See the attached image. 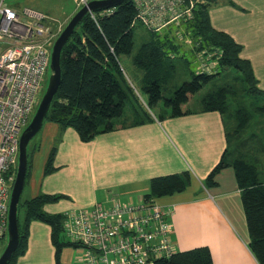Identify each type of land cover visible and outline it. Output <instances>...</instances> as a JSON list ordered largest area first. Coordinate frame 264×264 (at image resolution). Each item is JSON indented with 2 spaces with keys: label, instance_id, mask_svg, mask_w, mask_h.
I'll return each instance as SVG.
<instances>
[{
  "label": "crops",
  "instance_id": "obj_1",
  "mask_svg": "<svg viewBox=\"0 0 264 264\" xmlns=\"http://www.w3.org/2000/svg\"><path fill=\"white\" fill-rule=\"evenodd\" d=\"M74 10L73 4L69 14ZM209 21L213 29L226 33L241 47L239 56L250 63L256 87L264 93V0H212ZM166 28L159 32L161 38L168 36ZM186 38L179 41L192 52ZM133 67L142 78V71ZM197 107L180 117H170L161 108L151 114L152 121L138 125L132 124V116L124 118L123 127L86 143L72 128L44 122L30 147L25 200L62 195L65 198L43 207L48 214L62 215L96 204L108 207L113 201L141 205L151 179L188 172L190 181L182 192L153 199L170 212L169 236L175 252L206 247L213 264H258L248 248L250 239L233 169L219 170L213 177L214 186L204 184L227 147L226 130L218 112H202ZM51 152L55 169L45 175ZM79 254L80 249L65 247L59 264H79ZM15 264H55L47 224L30 222L25 253Z\"/></svg>",
  "mask_w": 264,
  "mask_h": 264
},
{
  "label": "trees",
  "instance_id": "obj_2",
  "mask_svg": "<svg viewBox=\"0 0 264 264\" xmlns=\"http://www.w3.org/2000/svg\"><path fill=\"white\" fill-rule=\"evenodd\" d=\"M211 4L212 0L197 1L192 18L181 22L177 32H169L164 38L159 36L160 31H149L138 21L134 22L136 9L131 0L123 1L107 14L94 12L95 19L89 14L85 15L62 47L60 83L44 122L57 124L61 129L72 128L79 139L86 143L99 134L124 126L121 118L127 101L130 102L132 124L138 125L153 120L152 112L148 108L155 107L160 102L170 117L192 113L188 102L195 94L203 91L198 99L197 109L202 112L215 111L222 116L227 142L221 159L208 174L204 184L214 186L213 177L219 170L226 167L233 169L250 239L248 248L257 263L264 264V180L259 178L260 172L255 159L250 160L248 157L250 152H239L243 143L251 136L250 134L243 138V132L250 127L255 113L264 112V106L255 107L253 110L237 102L235 106H231V101L238 96L264 97V93L256 87L250 63L240 58L241 47L226 33L211 27L209 21ZM136 23L147 30L149 38L140 43L133 53V28ZM183 36L191 43L192 54L197 58L198 66L201 61L198 56L203 54L205 57V53H211L210 60L215 61V67L210 71L192 72L190 80L183 82L170 97L164 98L161 94V83L164 84L170 72L176 68L170 59H174L173 53L179 58L185 56V51H181L185 49V45L179 41ZM130 55L133 65L143 74L140 88L147 96L146 107L139 102L119 62L121 56ZM228 69L234 70L237 74L232 78L241 83L240 88L236 87L238 84L221 85L215 82L222 71ZM156 117L161 119L162 115ZM228 120L232 123L229 124ZM30 156L28 145L24 184L30 175ZM53 159L54 153L51 152L45 164V175L54 171ZM189 181L188 172L153 178L143 204L150 206L155 203L153 199L182 192ZM62 198L65 197L38 195L25 201H21L20 198L18 209L20 207L24 209V221L21 226L18 222V244L6 264H15L17 258L25 253L28 226L31 221H39L50 227L51 242L55 248V264L60 263L63 248L79 247L65 238L62 228L63 215L48 214L43 210L45 204ZM4 247L5 243L2 251ZM153 264H213V262L209 249L198 247L176 252L169 258L156 259Z\"/></svg>",
  "mask_w": 264,
  "mask_h": 264
},
{
  "label": "built area",
  "instance_id": "obj_3",
  "mask_svg": "<svg viewBox=\"0 0 264 264\" xmlns=\"http://www.w3.org/2000/svg\"><path fill=\"white\" fill-rule=\"evenodd\" d=\"M75 11L92 0H72ZM134 22L159 32L193 16L199 0H131ZM110 9L100 11L107 14ZM95 19V14L90 13ZM133 22V23H134ZM62 25L42 11L14 9L0 1V248L7 236L8 203L17 165L18 142L41 98L52 45ZM188 42V41H186ZM205 53V52H203ZM220 53V52H219ZM198 56L199 71H210L211 53ZM65 238L79 245V264H153L175 252L169 236L170 212L113 201L63 214Z\"/></svg>",
  "mask_w": 264,
  "mask_h": 264
},
{
  "label": "rangeland",
  "instance_id": "obj_4",
  "mask_svg": "<svg viewBox=\"0 0 264 264\" xmlns=\"http://www.w3.org/2000/svg\"><path fill=\"white\" fill-rule=\"evenodd\" d=\"M1 1V0H0ZM4 5L9 6L14 9H21V8H32L37 9L39 11L45 12L49 15H51L52 18H55V20H58L59 24L64 27L70 17L73 15L69 14L71 10H73V2L72 0H2ZM201 1V0H200ZM179 26H177L176 23H171L167 26L165 30L167 32L175 33L177 32ZM163 32H166V31ZM149 34L147 30L140 25L139 23H136V25L133 28V53L136 52L138 46L140 43L148 40ZM183 43V42H182ZM185 52L184 58H179L177 55L174 54V59H170L173 64L176 65V68L174 71L170 72V76L167 78V81L162 84L161 83V94L164 98H168L172 95V92L178 88L183 82L190 80L192 72H196L197 68V61L195 56L192 54V52L186 51L185 49H182ZM132 55L130 56H121L119 58V62L122 66L123 74L126 77V79L132 83V86L139 98V102L141 105L146 107L147 102V96L142 91V89L139 86V80L141 78V72L135 70V68L132 65ZM184 59V60H183ZM237 74L234 70L228 69L226 71H222L221 76L215 80L217 84H238L236 87L240 88L241 83L239 81H235L232 77H235ZM49 76V71L47 73V77ZM47 80L45 83L44 88L46 87ZM203 91L198 92L193 96V98L188 102L189 108L198 106V99L202 96ZM241 94V93H240ZM235 102H237L239 105H245L249 107V109L253 110V108L258 106H264V97H256V96H245L242 98L241 96H238L235 100L231 101V106H235ZM130 102L127 101L124 110H123V120L124 118H130ZM148 108V107H147ZM163 109V104L160 102L157 107H151L148 108L150 112L153 114L159 111L160 109ZM254 114L255 112L252 111ZM128 120V119H127ZM229 124L232 123V121H227ZM40 133H37L36 136L31 140L29 143V147L33 145ZM249 139L247 142L243 143L241 146V150L239 149L240 153L250 152L249 156L250 160L255 159L257 167L259 168V178L261 180H264V112L262 113H255L252 116L250 127L246 129L245 132H243V138H246L247 136ZM29 194L26 192V189H23V192L21 193V201H24L27 199ZM24 209L20 207L17 212L18 222L21 226L24 221ZM7 237L4 241L6 244ZM2 252V247L0 248V253Z\"/></svg>",
  "mask_w": 264,
  "mask_h": 264
},
{
  "label": "water",
  "instance_id": "obj_5",
  "mask_svg": "<svg viewBox=\"0 0 264 264\" xmlns=\"http://www.w3.org/2000/svg\"><path fill=\"white\" fill-rule=\"evenodd\" d=\"M123 1L125 0H92L88 2L86 6H82L75 11L52 45L48 69L49 76L47 77L46 87L28 125L23 129L19 137L15 177L8 203L7 240L3 251L0 253V264H6L9 261L18 244L19 234L17 212L24 186L27 165V148L30 141L39 132L47 115L51 101L58 89L61 78L60 54L62 47L85 15L107 9H114Z\"/></svg>",
  "mask_w": 264,
  "mask_h": 264
}]
</instances>
